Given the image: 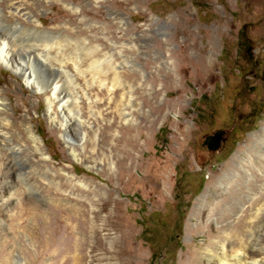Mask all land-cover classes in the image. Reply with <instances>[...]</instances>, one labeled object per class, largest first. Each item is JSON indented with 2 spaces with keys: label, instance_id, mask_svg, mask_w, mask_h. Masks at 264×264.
I'll return each mask as SVG.
<instances>
[{
  "label": "rangeland",
  "instance_id": "374dc122",
  "mask_svg": "<svg viewBox=\"0 0 264 264\" xmlns=\"http://www.w3.org/2000/svg\"><path fill=\"white\" fill-rule=\"evenodd\" d=\"M28 4L97 138L73 160L46 116L49 91L0 67L22 147L0 148V264L264 261V209L253 219L264 205V0ZM216 130L224 142L207 151Z\"/></svg>",
  "mask_w": 264,
  "mask_h": 264
},
{
  "label": "bare ground",
  "instance_id": "6f19581e",
  "mask_svg": "<svg viewBox=\"0 0 264 264\" xmlns=\"http://www.w3.org/2000/svg\"><path fill=\"white\" fill-rule=\"evenodd\" d=\"M29 1L30 0H0V67H2L5 71L20 77L26 84L27 88L32 90L34 94L44 95V93L49 91L51 96L46 98V116L48 120L50 122H59V127L62 128L60 137L73 160L77 162H82L83 160L85 161V159L81 157V154L77 153V149L83 153L86 143L90 142V133L93 135L92 144H95V139L97 138L96 131L93 129L89 121L83 119L81 110L75 106V103L78 104L79 98L77 97V99H74V96V98L70 97L66 85L67 82L70 83V81L73 83L72 78L68 73H63L61 71L67 62L60 59V57L57 58V55H51V53L55 50L54 47H52L54 44L51 46L46 42L52 41L55 43V38H53L52 35L53 33L38 28L37 22L40 21L39 18L35 19L32 12L28 10ZM4 8L7 9V13ZM83 13L92 14L91 11H83ZM27 38L30 40L39 39L42 43L38 46H32L34 43L32 42L31 46L34 48L31 50V47L29 46V50H25L23 49L25 47L23 42ZM36 47H38V49H36ZM39 49L40 52L38 51ZM36 51H38L39 54H36ZM83 59L84 58L81 60ZM51 61L54 64H51ZM48 63L49 65H47ZM56 63L58 64V69L54 67L56 66ZM72 64H74L73 66L76 71L81 72L77 66L78 63ZM80 65L82 66V64ZM90 67L91 69L93 68V73L99 72L97 61L92 60ZM60 79H62V83ZM3 92L4 91L0 89V125L4 127L0 126V148L12 153H20L22 151V147L18 146L19 144L13 146V142L16 139L18 140L20 137L16 134L15 130V133H13L15 123L8 113L10 111V104L9 100L3 96ZM55 101L58 102V106H56L57 113L60 118L57 117V113L55 114V111L53 110L55 107ZM21 124L22 132L26 135L28 142L35 145L37 152H40L41 142L39 138L35 136L33 129L25 123V121L21 122ZM74 124H76V127L79 129L78 134L71 133L70 128H74ZM125 159L126 158H124V160ZM237 185H239L236 186L237 189L239 187L238 191L241 189L250 190L254 186L252 182H250L247 187H243L240 182H238ZM238 193L236 194V197H238ZM236 199L237 198H235V200ZM255 202L256 201L253 203ZM253 203L249 204V210L250 207L254 205ZM263 209V204H261L260 207H257L253 214V219H256L261 212H263ZM257 251H262V248ZM235 259L237 260L235 264H264L263 258H261L262 261L251 260V262L244 263H241L238 257H235ZM218 262V264H225L221 261V259H219Z\"/></svg>",
  "mask_w": 264,
  "mask_h": 264
},
{
  "label": "water",
  "instance_id": "95a60500",
  "mask_svg": "<svg viewBox=\"0 0 264 264\" xmlns=\"http://www.w3.org/2000/svg\"><path fill=\"white\" fill-rule=\"evenodd\" d=\"M223 135V131L216 130L212 134L207 135L203 138L202 146L207 151L217 152L220 147V143L224 142Z\"/></svg>",
  "mask_w": 264,
  "mask_h": 264
}]
</instances>
